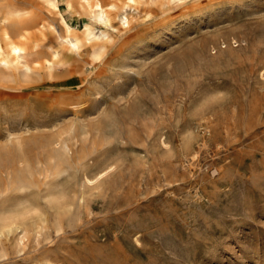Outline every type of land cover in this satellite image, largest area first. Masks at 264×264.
I'll list each match as a JSON object with an SVG mask.
<instances>
[{"label": "rangeland", "instance_id": "1", "mask_svg": "<svg viewBox=\"0 0 264 264\" xmlns=\"http://www.w3.org/2000/svg\"><path fill=\"white\" fill-rule=\"evenodd\" d=\"M135 5L99 58L0 83V264H264V0Z\"/></svg>", "mask_w": 264, "mask_h": 264}, {"label": "bare ground", "instance_id": "2", "mask_svg": "<svg viewBox=\"0 0 264 264\" xmlns=\"http://www.w3.org/2000/svg\"><path fill=\"white\" fill-rule=\"evenodd\" d=\"M33 2L37 9L43 10L48 16L57 20L59 28L63 31L58 35V47L50 45L43 49L37 42L30 44L31 37L35 33L33 30L36 21L35 12L22 8L18 0H0V83L19 76L32 79L43 73L50 75L65 63V57L68 54H80L85 46L91 58H99L112 39L110 29H115L112 18H117L122 25L127 26L133 12L137 9L136 0L106 2L104 0H63L67 11L82 10L94 18L96 23L102 24L100 27L86 21L80 28V33L63 14L60 0H33ZM42 53L46 56L41 57ZM60 145L71 149L69 140L64 139ZM51 157L57 165L55 172L58 174L61 170L58 165L65 158L55 156L53 153ZM112 166L113 164L105 165L98 175H102ZM12 182L16 185L15 187H25L20 181ZM19 228L21 231L24 229L22 226Z\"/></svg>", "mask_w": 264, "mask_h": 264}]
</instances>
